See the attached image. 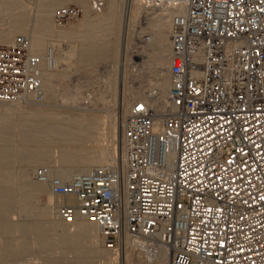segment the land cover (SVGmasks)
Here are the masks:
<instances>
[{
	"label": "built area",
	"instance_id": "1",
	"mask_svg": "<svg viewBox=\"0 0 264 264\" xmlns=\"http://www.w3.org/2000/svg\"><path fill=\"white\" fill-rule=\"evenodd\" d=\"M139 1L173 10L161 129L138 99L124 123V169L99 166L65 180L40 165L35 176L74 196L59 215L96 222L110 249L121 251L132 234L167 246L169 264H264V0ZM82 12L70 3L54 15L64 23ZM47 58L55 66L54 49ZM41 60L27 34L0 42V99H41Z\"/></svg>",
	"mask_w": 264,
	"mask_h": 264
},
{
	"label": "bare ground",
	"instance_id": "2",
	"mask_svg": "<svg viewBox=\"0 0 264 264\" xmlns=\"http://www.w3.org/2000/svg\"><path fill=\"white\" fill-rule=\"evenodd\" d=\"M70 1L77 2L84 9L83 18L78 25H72L75 21L72 18L65 24L56 21L55 9L58 5H66ZM119 1L104 0V7L97 10L92 0H40L39 5L37 3L38 9L32 6L35 9V13L33 12L35 18L32 19L35 21L31 28L28 26L32 14L31 0H0V42H13L17 35L28 33L32 51L42 58L40 69L44 91L41 99H36L32 94L18 99H0V104L3 103V108L9 109L12 115L0 122V264H12L11 261L18 260L21 255L29 252L31 254L34 248H38L40 255L31 258L33 264H37L36 259L45 264L58 261H62V264H119L121 261L122 264H127L128 261H132L133 264H169L171 254L168 247L152 238L127 234L124 248L121 251H112L113 249L104 244L96 222L85 217L66 221L59 215L58 208L66 201H74V196L54 193L49 182L35 178L32 173V167L47 165L51 174L69 180L77 173L90 171L99 166L112 168L119 166L124 169L126 160L124 123L132 104L138 99H146L158 113L155 128L161 129L163 113L170 110L169 93L172 83L170 26L173 10L168 6L146 8L139 0H130L124 14ZM124 15L126 16L124 52L121 55L124 67L127 65V58L129 68H133L130 66L142 65V55L146 52L151 55L159 66L153 77L155 91L139 90L140 93H137L135 89L124 87L122 94L120 93L119 110L117 111L116 106L107 109V115L106 110L103 114L99 108L94 107V104H98V99L103 103L109 101L105 99L101 88V91L96 93L99 94L97 101L93 100L95 94L91 89L92 91H88L83 98L87 106H72V109L59 112L57 110L56 114H48V109L31 110L22 106L24 102L33 99L37 102L44 100L46 103L51 100L56 102L57 96L63 93H59L61 89L57 86L60 75L66 74H63L66 70L59 68L63 60L81 66L82 64L91 66L98 62L107 66L109 63L107 82L112 83L116 72ZM76 17L78 20L81 16L73 18ZM54 21L59 26L68 23L71 25L59 27ZM137 23L143 26L142 29H147H139V34H149V37L142 40L144 45L143 43L139 45L135 40L137 44L134 42L135 45L128 49L133 41L132 34L135 33ZM105 27H108V30H105L104 34L102 30ZM57 36L82 38L79 45L57 47L56 51L54 43L49 45V39L51 37L56 39L54 37ZM50 48L55 51V66L48 62ZM127 50H130L128 57ZM103 89L105 90V87ZM79 93L81 92L76 88L62 96L67 102L78 104L81 96ZM83 99L81 98L82 101ZM111 103L113 104V101ZM108 117L110 137L115 135V142L113 143L111 139L109 142L111 145L114 144L113 152L112 146H107L106 140L103 142ZM52 146L56 148L53 147L54 152L51 151ZM15 151L20 152L18 157ZM174 159L175 155L172 153L170 165L174 164ZM19 164L22 165L20 169ZM42 194L46 195V201L43 203L44 217L37 218L33 214L22 216L21 212L31 207L34 198L42 200ZM14 213L20 214L21 217L15 219ZM59 229L62 230L61 233L58 232ZM152 246L156 247L155 250Z\"/></svg>",
	"mask_w": 264,
	"mask_h": 264
},
{
	"label": "rangeland",
	"instance_id": "3",
	"mask_svg": "<svg viewBox=\"0 0 264 264\" xmlns=\"http://www.w3.org/2000/svg\"><path fill=\"white\" fill-rule=\"evenodd\" d=\"M32 1V4H31V7H30V11H31V13L33 14V16H32V14L30 15L31 17H30V19H29V23H28V26H30L31 28L33 27V24H34V22L33 21H35V19H32V18H35V9H38L37 7H38V5H39V1L38 0H31ZM35 2V3H34ZM37 3H38V5H37ZM70 3H73V4H77V5H79V6H81L80 4H78L77 2H75V1H70V2H68L67 4H70ZM34 5V8L32 7ZM37 5V6H36ZM119 5L124 9V14H125V9H126V6H127V3H126V0H120L119 1ZM58 6H62V5H58ZM125 6V7H124ZM34 10V11H33ZM84 10V9H83ZM37 11V10H36ZM34 12V13H33ZM82 14H83V12L80 14V18L77 20V17L76 18H72V20H75L74 22H72V25L74 24V25H78V24H80V22H81V19L83 18V16H82ZM125 16V15H124ZM126 16L125 17H123V22H122V27H121V40H120V45H119V51H118V58H117V62H116V69H115V71L116 72H114V79H113V82L112 83H110L109 82V84H108V82L107 81H109V79H108V77H109V72L108 71H110V65H109V63H108V65L107 66H104V64L102 63V62H98L97 64H93V65H84V64H82L83 66H81V64H76V63H73V65H72V63L71 64H69V62L67 61V60H63L62 62H61V65L59 66V68H61V69H64V70H66L63 74H65V75H60V78H59V81H58V89H61V90H59V93H62V94H60V96L58 95L57 96V99H55L56 100V102L55 101H50V102H48V103H46L45 102V100L44 101H42V102H37L36 100H29L28 102L26 101V102H24V104H22V106H24V107H27V108H30L31 110H34V108H35V110H37V109H48L47 110V112H48V114L50 113V114H56V111L57 112H59V111H61V110H66V109H72V106L73 107H75L76 105H78V106H81L82 107V105H83V107H85V106H87V102H84V97H85V94L88 92V91H90L91 89H93V92H94V94H95V96H94V101H97V95L99 96V94H96L99 90H100V88H101V90H102V93L104 94V96L106 97L105 99L108 101V102H106V103H103L101 100H99L98 99V104L96 105V104H94V107H96L97 109L99 108V111H100V113H105L106 111H107V109H111V108H113V107H115L116 106V109H117V111L119 110V98H120V96H121V94H122V89L124 88V87H128L129 89H131L132 88V90L133 89H135V92L137 91V93L139 92L140 93V91L139 90H141V92H144V91H151L152 89L155 91L156 90V84H155V79L153 78L154 77V74H155V70L157 71V69H158V65L153 61V57L151 56V55H149V54H147V52H146V54L145 55H142L143 56V61H142V65L140 66V65H138L139 66V68L141 69H139L138 68V66L137 67H135V66H130V67H133V68H129V65H128V58H127V65L124 67V61H122L123 59H122V56L121 55H123V52H124V46H123V40H124V32H125V25H126ZM53 20H54V16H53ZM54 23L56 24V22L54 21ZM65 23H67V22H64V24ZM56 25H58V24H56ZM67 25V26H66ZM66 25H64V26H59V27H68L69 25H71L70 23H68V24H66ZM143 27V26H142ZM142 27H141V25L140 24H136L135 25V28H134V34H132V42H131V44L129 45V47H128V49H130L133 45H135L134 44V42H135V37L136 36H138V34H139V31L142 29ZM140 29V30H139ZM105 30H108V27H105L102 31H103V33L105 34L106 33V31ZM142 30H147V29H145V28H143ZM144 32V31H143ZM146 32V31H145ZM28 34V33H27ZM30 34V33H29ZM62 37V36H61ZM66 37V36H65ZM64 36H63V38H60V37H54V38H56V39H53V37H51L49 40V42H50V44L49 45H51L52 43H54L55 44V46H56V51H57V47L58 48H68V46L71 44V45H79L80 44V39L82 38L81 36H75L74 37V39L73 38H68V37H66V38H68V39H66ZM136 43V42H135ZM143 45H144V43H143ZM143 47V46H142ZM143 50V49H142ZM129 52H130V50L128 51L127 50V57L129 56ZM143 52V51H142ZM149 57H148V56ZM146 56V57H145ZM134 59H136L135 57H134ZM137 60L138 61H141V59L140 58H137ZM65 61H67V62H65ZM65 62V63H64ZM67 63V64H66ZM101 63V64H100ZM155 63V64H154ZM100 64V65H99ZM71 65V66H70ZM97 65H98V67H97ZM103 65V66H102ZM151 65V66H150ZM84 66H86V67H84ZM158 66V67H157ZM73 67V68H72ZM78 67H79V69H78ZM105 67V68H104ZM123 67V68H122ZM91 68H93V69H91ZM97 68V69H96ZM107 68V69H106ZM124 68H125V70H126V72H124L125 70H124ZM96 69V70H95ZM106 69V70H105ZM72 70V71H71ZM93 72H92V71ZM108 70V71H107ZM135 71V72H134ZM138 71V72H137ZM141 71V72H140ZM122 72H123V74H122ZM127 72H128V74H127ZM154 72V73H153ZM68 73V74H67ZM72 73V74H71ZM107 73V74H106ZM136 73V74H135ZM134 75V76H133ZM65 77V78H64ZM106 77V78H105ZM141 77V78H140ZM125 78V79H124ZM140 78V79H139ZM153 78V79H152ZM105 79V80H104ZM103 81H106V83L105 82H103ZM124 81V82H123ZM104 83H105V85H104ZM99 84V85H98ZM110 84H111V86H110ZM140 85V86H139ZM138 86V87H137ZM105 87V90L103 89ZM111 87V88H110ZM76 88H78V91H80L81 93H79L81 96L79 97V103L78 104H73L72 102L70 103L69 101L67 102V100H66V98H64V96H62L63 94L65 95V94H67V91L68 92H72L73 90H75ZM69 89H71V90H69ZM73 89V90H72ZM89 89V90H88ZM111 89V90H110ZM95 90V91H94ZM100 90V91H101ZM110 90V91H109ZM114 90H116V91H114ZM92 91V90H91ZM99 91V92H100ZM107 93H106V92ZM109 91V92H108ZM111 91H112V93H111ZM121 93V94H120ZM117 95V97H116V95ZM84 95V96H83ZM62 96V97H61ZM114 96V97H113ZM96 97V98H95ZM81 98L83 99V101L81 100ZM116 98V99H115ZM115 99V100H114ZM65 100V101H64ZM99 101H101V102H99ZM111 101H113V104L111 103ZM117 103H116V102ZM133 101V100H132ZM66 102V103H65ZM115 103H116V105H115ZM3 103H1L0 105V107H2L1 109H0V118H1V120H0V122L3 120V119H6V118H10V117H12V115H10V110L9 109H6V108H3V106L4 105H2ZM113 105V106H112ZM38 107V108H37ZM56 108V109H55ZM102 108V109H101ZM55 109V110H54ZM106 110V111H105ZM6 111V112H5ZM102 111V112H101ZM105 111V112H104ZM46 112V113H47ZM34 113H36V112H34ZM107 113H108V111L105 113L106 115H107ZM37 114V113H36ZM118 115V114H117ZM10 116V117H9ZM4 117V118H3ZM108 120H107V124H106V128H105V133H106V135H105V133H104V139H103V142L105 141V144L107 145V146H112V152H113V150H114V144H112L111 145V143H109L110 142V139L111 140H113V143L115 142V138H114V136H112V137H110V134H109V123H110V120H109V117L107 118ZM95 131H97V130H95ZM98 132V131H97ZM96 133V132H95ZM94 133V134H95ZM96 135H97V133H96ZM107 138V139H106ZM54 146H52V148H51V151L52 152H54V148H53ZM53 149V150H52ZM56 149V148H55ZM15 155H17V157L20 155V152H18L17 153V151H15ZM40 166V165H39ZM18 168L20 169V168H22V165H18ZM33 168V172L32 173H34L33 174V176L35 177V171H36V169L38 168V167H32ZM36 178V177H35ZM41 196H43L42 197V200H40L39 198H34L33 200H32V205H31V207L29 208V209H24L22 212H21V215L22 216H26V215H28V216H30V215H32L33 214V216L34 217H37V218H41V217H44V212H43V203L46 201V195L45 194H42ZM31 213V214H30ZM17 215V216H16ZM21 215L20 214H18V213H14V218L15 219H18V218H20L21 217ZM43 215V216H42ZM58 232H62V230L61 229H59V231ZM105 248H107L106 246H105ZM155 246H152V249H154L155 250ZM112 251H114V250H112ZM39 253V250H38V248H34L32 251H31V254H30V252H29V254H24V255H21L20 257H19V261L18 260H13V261H11V263L12 264H33L32 262H31V258L32 257H38V255H40V254H38ZM32 255V256H31ZM23 256H24V258H23ZM31 256V257H30ZM29 259V261H27L28 259ZM22 259V260H21ZM31 262V263H30ZM36 262H37V264H45V263H43L41 260H37L36 259ZM60 261H58V262H55V263H53V264H62L63 262L61 261L60 263H59ZM129 262H131V263H129ZM119 264H122V261L119 263ZM127 264H133V262L132 261H128L127 262Z\"/></svg>",
	"mask_w": 264,
	"mask_h": 264
}]
</instances>
